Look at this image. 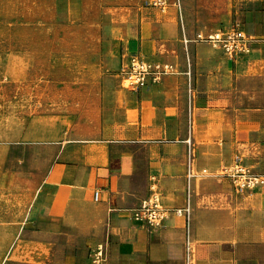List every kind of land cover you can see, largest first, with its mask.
Returning <instances> with one entry per match:
<instances>
[{
    "label": "crops",
    "instance_id": "0c3cea01",
    "mask_svg": "<svg viewBox=\"0 0 264 264\" xmlns=\"http://www.w3.org/2000/svg\"><path fill=\"white\" fill-rule=\"evenodd\" d=\"M169 1L177 19L154 7L147 18L140 11L128 21L122 63L140 54L177 70L150 77L119 112L110 95L101 97L74 121L67 140L40 132L48 155L40 154L22 188L37 197L12 226L36 242L66 228L92 242L108 238L106 264H264V183L240 190L218 172L240 154L264 176V0ZM230 2L234 18L225 23ZM234 22L251 35L247 53L232 57L196 38ZM244 82L245 108L237 102ZM255 87H262L257 97ZM214 128L218 135L205 138ZM91 145L108 149L107 163L89 160ZM154 194L168 211L159 225L134 216Z\"/></svg>",
    "mask_w": 264,
    "mask_h": 264
},
{
    "label": "rangeland",
    "instance_id": "374dc122",
    "mask_svg": "<svg viewBox=\"0 0 264 264\" xmlns=\"http://www.w3.org/2000/svg\"><path fill=\"white\" fill-rule=\"evenodd\" d=\"M147 3L0 0V264H106L108 238L92 242L82 231L66 228L47 241L36 242L12 225L21 224L37 197L34 189L22 188L37 173L40 154L48 155L38 144L40 132L44 137L67 140L74 121L83 111L96 108L101 97L110 95L119 112L137 89L122 72L123 46L130 47L124 31L136 12L150 16L148 11L156 6ZM156 9L177 19L176 8ZM232 10L230 2L229 15L221 21L230 23ZM241 87L243 96L237 102L245 108L246 82ZM261 88L255 87L256 97ZM61 129L66 131L56 135ZM218 132V128L209 129L205 138ZM89 148L90 161L108 158L100 145ZM223 168L218 172L225 174Z\"/></svg>",
    "mask_w": 264,
    "mask_h": 264
},
{
    "label": "built area",
    "instance_id": "2783aa9c",
    "mask_svg": "<svg viewBox=\"0 0 264 264\" xmlns=\"http://www.w3.org/2000/svg\"><path fill=\"white\" fill-rule=\"evenodd\" d=\"M169 2V0H148L149 5L162 9H165ZM177 4L180 5V0L177 1ZM196 38L211 42L216 48L223 49L232 57L251 50V35L239 22H234L230 27L214 32H199ZM175 69V65L172 63L148 60L140 54L132 55L122 65V72L126 77L127 83L137 89L145 86L150 77L158 81L165 74L171 73ZM188 141L192 143L191 139ZM223 170L226 175L232 178L235 186L240 190L254 188L264 183V176L253 173L252 167L244 162V157L240 154L236 155L234 162L224 167ZM202 173H207V170L204 169ZM194 174L196 175V172L191 173V175ZM99 196L100 191H96V198H99ZM187 209L188 206L186 208H178L177 212L183 214ZM167 215L168 211L157 194L145 200L142 206L134 211V216L137 219L145 220L152 225L161 224Z\"/></svg>",
    "mask_w": 264,
    "mask_h": 264
},
{
    "label": "bare ground",
    "instance_id": "6f19581e",
    "mask_svg": "<svg viewBox=\"0 0 264 264\" xmlns=\"http://www.w3.org/2000/svg\"><path fill=\"white\" fill-rule=\"evenodd\" d=\"M115 25H116V24H115ZM200 75H201V74H200ZM205 76H206V75H205ZM201 86H202V85H201ZM102 150H103L104 152H106L107 155H108V149H107V148L102 147ZM91 161H92V162H97V163H107L108 158H107V159L93 158ZM110 162H111V161H110Z\"/></svg>",
    "mask_w": 264,
    "mask_h": 264
}]
</instances>
